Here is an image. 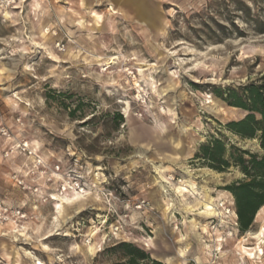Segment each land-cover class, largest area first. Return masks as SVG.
Listing matches in <instances>:
<instances>
[{
	"label": "rangeland",
	"instance_id": "1",
	"mask_svg": "<svg viewBox=\"0 0 264 264\" xmlns=\"http://www.w3.org/2000/svg\"><path fill=\"white\" fill-rule=\"evenodd\" d=\"M148 4L152 19L104 0L0 7V122L46 162L24 190L11 176L30 162L0 142V200L26 214L0 224V264H110L119 242L163 264H264V205L241 231L227 190L244 174L195 158L212 138L263 154L214 91L263 75L264 0ZM58 165L86 182L80 201Z\"/></svg>",
	"mask_w": 264,
	"mask_h": 264
},
{
	"label": "trees",
	"instance_id": "2",
	"mask_svg": "<svg viewBox=\"0 0 264 264\" xmlns=\"http://www.w3.org/2000/svg\"><path fill=\"white\" fill-rule=\"evenodd\" d=\"M214 92L227 105L246 112L242 119L228 122L226 128L242 139L257 138L263 154L236 146L228 148L221 138H212L200 146L195 158H201L219 172L234 165L244 174L241 180L227 186V190L235 199L240 230L248 231L264 205V73L238 87H218ZM109 250L120 254L119 260L110 264H163L131 242H119Z\"/></svg>",
	"mask_w": 264,
	"mask_h": 264
},
{
	"label": "built area",
	"instance_id": "3",
	"mask_svg": "<svg viewBox=\"0 0 264 264\" xmlns=\"http://www.w3.org/2000/svg\"><path fill=\"white\" fill-rule=\"evenodd\" d=\"M17 0H0V7L7 8L16 4ZM60 47V44H59ZM62 49V48H60ZM64 49V48H63ZM0 142H9L7 148L3 152L4 158H9L14 154L22 155L27 161L30 162L31 171L24 173H13L12 179L15 183L22 189H31L25 182V178L34 172V169L39 170L38 172H44L46 162L44 157L38 153L26 139L14 141L12 137V132L10 129L0 122ZM54 174L57 176H62V182L59 186V194H86L87 184L81 176H78L76 172L69 168L61 171V167L58 165L54 168ZM54 199V197H52ZM145 202H143L144 204ZM141 207V205H139ZM26 218V214L20 209L12 208L4 201L0 200V224H14L15 228L19 227L22 219ZM14 232H16L14 230ZM20 235L21 233L18 232ZM6 235V232L3 233ZM89 239L87 242H90Z\"/></svg>",
	"mask_w": 264,
	"mask_h": 264
},
{
	"label": "crops",
	"instance_id": "4",
	"mask_svg": "<svg viewBox=\"0 0 264 264\" xmlns=\"http://www.w3.org/2000/svg\"><path fill=\"white\" fill-rule=\"evenodd\" d=\"M104 1H109L112 5L115 4L116 6L121 8L124 7L133 10V12H136L135 13L136 15L144 16L149 19H152L154 13L148 3L151 2L157 3V1H162L172 5H180V4L184 5L189 0H104Z\"/></svg>",
	"mask_w": 264,
	"mask_h": 264
},
{
	"label": "bare ground",
	"instance_id": "5",
	"mask_svg": "<svg viewBox=\"0 0 264 264\" xmlns=\"http://www.w3.org/2000/svg\"><path fill=\"white\" fill-rule=\"evenodd\" d=\"M7 15V14H6ZM192 191V190H191ZM208 193V192H207ZM63 198V197H62ZM80 198H81V196L80 195H75V198L73 199L74 201H80ZM56 199V198H55ZM209 200V199H208ZM67 201L66 200H62L61 201V204H58V206H57V213H59L60 212V207H62V205L64 204V203H66ZM208 202H211V200L210 201H208ZM74 203V202H73ZM212 204V203H211ZM69 205V204H68ZM208 208H210V210H218V214H220L221 212L219 211V209H215L214 208V206H208ZM62 209V208H61ZM216 211H211L210 212V214H215L216 213ZM61 213V212H60ZM217 214V213H216ZM95 248L94 247H91V250H94ZM26 254H28V255H30V256H33V255H31V252L30 251H26ZM38 264H42L40 261H38Z\"/></svg>",
	"mask_w": 264,
	"mask_h": 264
}]
</instances>
